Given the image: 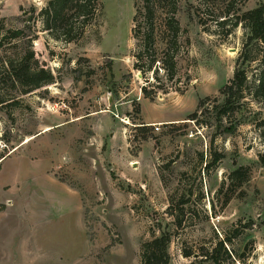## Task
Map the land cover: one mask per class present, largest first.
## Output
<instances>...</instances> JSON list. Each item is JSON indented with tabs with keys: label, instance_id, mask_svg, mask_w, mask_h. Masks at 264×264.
Listing matches in <instances>:
<instances>
[{
	"label": "rangeland",
	"instance_id": "obj_1",
	"mask_svg": "<svg viewBox=\"0 0 264 264\" xmlns=\"http://www.w3.org/2000/svg\"><path fill=\"white\" fill-rule=\"evenodd\" d=\"M49 1L0 0L8 29L36 20L25 30L36 58L56 78L23 94L0 74V163L8 158L0 168V201H16L12 213L0 202V264H140L142 245L163 235L170 236V264H213L212 251L226 237L229 255L219 253L220 264H264V142L249 122L220 135L213 103L198 122L188 119L202 99L222 101L220 90L234 76L248 29L239 26L224 38L216 27L204 31L184 9L179 19L190 43L180 60L179 91L150 99L133 70L137 0H103L97 25L72 43L44 31L39 13ZM213 1L224 8L232 0ZM261 4L234 3L241 13ZM9 51L0 61L16 50ZM239 64L258 72L257 62ZM256 108L248 101L243 115L251 119ZM211 152L225 158L205 170ZM49 167L80 195L84 211L53 214L45 199L28 194ZM239 167L250 169L251 181L225 206L220 187ZM6 185L13 188L1 189ZM182 199L189 201L181 206ZM33 214L39 218L34 230ZM186 249L196 254L185 258Z\"/></svg>",
	"mask_w": 264,
	"mask_h": 264
},
{
	"label": "trees",
	"instance_id": "obj_2",
	"mask_svg": "<svg viewBox=\"0 0 264 264\" xmlns=\"http://www.w3.org/2000/svg\"><path fill=\"white\" fill-rule=\"evenodd\" d=\"M235 1H227L224 8H218L213 0H137L132 28L133 70L142 75L145 82L142 92L145 98L153 99L159 92L168 93L172 88L179 91L180 60L190 43L188 30L179 19L184 9L190 20H196L204 31L209 32L212 27H216L220 29L219 35L224 38H229L239 26H244L249 33L233 78L220 90L222 101L209 97L202 99L188 119L198 122L200 114L210 111L213 103L211 110L219 121V127L223 128L220 135L234 133L241 125L249 122L264 142V4L241 13L234 5ZM102 11L103 0H51L40 11L39 21L52 38L72 43L83 39L97 25ZM35 21L30 17L25 28L8 29L4 21L0 20V53L7 51L11 55L9 50H16L12 57L1 59L0 74L5 73L9 80L18 84L23 94L52 85L56 81L52 71L41 65L36 58L33 38L25 30L33 29ZM20 41L26 44L25 49H20L13 43ZM239 61L249 66L257 62L258 72L251 75L248 69L241 68ZM248 101L257 105L251 119L243 115ZM3 103L0 97V104ZM214 142L213 138L211 143ZM224 158L223 153L211 152L210 159L205 162V170L216 168ZM250 181L251 172L248 168L239 167L230 172L219 190V193L226 190L224 205L227 206L237 194L236 188L249 184ZM244 193L242 191L241 195ZM188 201L189 199H182L179 204L184 206ZM170 202L169 210L175 216L173 199ZM176 226L178 230H183L184 221L179 215L176 216ZM229 242L226 237L216 244L212 251L213 264H220L216 257L219 253L229 255L225 247ZM169 244V235L154 237L145 242L141 247L140 264H170ZM195 254L193 249L183 252L185 258H191Z\"/></svg>",
	"mask_w": 264,
	"mask_h": 264
},
{
	"label": "crops",
	"instance_id": "obj_3",
	"mask_svg": "<svg viewBox=\"0 0 264 264\" xmlns=\"http://www.w3.org/2000/svg\"><path fill=\"white\" fill-rule=\"evenodd\" d=\"M8 159V158H7ZM4 159L0 163V168L2 169V165L7 160ZM52 167L47 168L42 175L33 179V183L35 188L28 190V194L32 196L34 199L43 198L45 199L46 203L49 205V208L58 215H63L67 213V209H77L84 211L82 206V201L80 195L73 189L69 188L66 184L61 183L54 175L49 173V170ZM0 169V171H1ZM8 188V189H6ZM13 187L11 185L3 186L1 189L5 191L11 190ZM2 204L6 205V208L3 206L4 211H10L12 213L13 205L16 203L15 200L12 198H8L6 201H0ZM65 202H71V205L67 207ZM33 211L32 213H34ZM35 214L32 215V230L35 229L36 222L39 218H35ZM30 228V229H31ZM35 239V238H34ZM30 247L32 251H35V243H32L31 235L29 234ZM33 251V252H34ZM34 256V255H33Z\"/></svg>",
	"mask_w": 264,
	"mask_h": 264
},
{
	"label": "bare ground",
	"instance_id": "obj_4",
	"mask_svg": "<svg viewBox=\"0 0 264 264\" xmlns=\"http://www.w3.org/2000/svg\"><path fill=\"white\" fill-rule=\"evenodd\" d=\"M47 131H49V130H47ZM29 141H30V139H28V140L26 141V143L29 142Z\"/></svg>",
	"mask_w": 264,
	"mask_h": 264
}]
</instances>
